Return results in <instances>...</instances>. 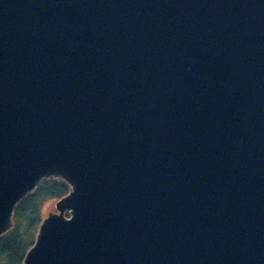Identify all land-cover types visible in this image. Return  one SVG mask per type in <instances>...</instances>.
<instances>
[{
    "label": "water",
    "instance_id": "water-1",
    "mask_svg": "<svg viewBox=\"0 0 264 264\" xmlns=\"http://www.w3.org/2000/svg\"><path fill=\"white\" fill-rule=\"evenodd\" d=\"M50 175L24 264H264V0H0V238Z\"/></svg>",
    "mask_w": 264,
    "mask_h": 264
},
{
    "label": "trees",
    "instance_id": "trees-1",
    "mask_svg": "<svg viewBox=\"0 0 264 264\" xmlns=\"http://www.w3.org/2000/svg\"><path fill=\"white\" fill-rule=\"evenodd\" d=\"M71 193V186L56 177L40 184L18 203L13 211L11 228L0 238V264H24L27 252L35 245L47 201L61 200ZM66 217H70L67 213Z\"/></svg>",
    "mask_w": 264,
    "mask_h": 264
},
{
    "label": "rangeland",
    "instance_id": "rangeland-1",
    "mask_svg": "<svg viewBox=\"0 0 264 264\" xmlns=\"http://www.w3.org/2000/svg\"><path fill=\"white\" fill-rule=\"evenodd\" d=\"M50 177H56V178H59V177H57L56 175H54V176H52V175H50V176H48L47 178H50ZM46 179V178H45ZM60 179V178H59ZM71 192H72V187H71ZM70 195V194H69ZM67 197V196H66ZM65 198V197H64ZM63 199V198H62ZM61 199V200H62ZM61 200H50V201H47V203L43 206V209H42V214H43V216H42V221L44 220V219H46V218H48V217H50V216H52V215H56V214H59V212L57 211V204L58 203H60L61 202ZM65 212V216L67 215V213H69V215L71 216V211H64ZM66 218H68V217H66ZM70 218V217H69ZM68 218V219H69ZM42 221H41V225H42ZM40 225V226H41ZM40 228V227H39ZM39 230L40 229H38V235H39ZM38 237V236H37ZM36 240H37V238H36Z\"/></svg>",
    "mask_w": 264,
    "mask_h": 264
}]
</instances>
